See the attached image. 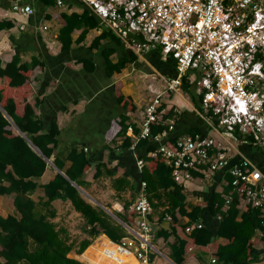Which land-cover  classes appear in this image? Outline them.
Masks as SVG:
<instances>
[{
    "label": "crops",
    "instance_id": "0c3cea01",
    "mask_svg": "<svg viewBox=\"0 0 264 264\" xmlns=\"http://www.w3.org/2000/svg\"><path fill=\"white\" fill-rule=\"evenodd\" d=\"M13 1L2 0L0 2V21L9 20L16 25V28L0 33V56L4 60L13 56L17 50L15 42L26 35L30 41H26L21 46L22 62L32 65L34 58L47 61L45 73L42 74L40 71L38 74L39 69H37L33 76L35 79L34 89L44 101L41 109L37 111L43 115L48 128L54 121L59 126L61 130L59 135L60 157L66 162V169L72 165L68 156L74 147L80 150L84 149L89 157H92L93 164L85 173L84 185L78 186L74 183L80 190L82 199L98 211L102 210L108 214L109 226L114 234L121 232L122 241L134 240L132 232L139 228V218H137L133 206L138 200L143 182H146L145 175L149 174L150 183L147 180L146 190L153 208L149 217L154 230L152 243L160 251V253L152 252L150 258L152 264H177L171 258L170 247L175 242L176 236L173 234L165 239L160 235V232L171 233L174 226L190 223V214H195L196 210H199V221L216 233L219 228V218L213 216L212 205L216 198L215 195H225V190L231 179L229 169L209 175L203 172H194L192 181L185 184L174 181L179 186L177 189L176 185L165 189L149 172L150 161L146 160L155 158L152 156L154 152L152 149L160 142L152 141L153 143L138 146L137 151L132 150V146L125 148L124 138L117 135L119 128H116L115 124L121 115L127 114L131 118L133 126L129 127L126 135L130 138L132 145L137 143L145 117V109L159 93L163 94V106L165 107L163 115L175 108L179 114L195 113L202 117L196 107L195 97L184 86L178 93L166 91L165 80L177 76V65L169 57L162 56L159 50L152 49L138 55L132 49L124 46L112 55L114 63L130 57L131 53H134L137 58L128 62L122 72H116L110 78L106 73L103 50L109 45L114 47V44L103 41L100 48L91 49L92 43L104 31L100 27L90 30L83 42L74 43L70 52L62 54V45L58 40L59 32L63 26L61 15L63 13L71 14L74 11L82 12V8L78 6L72 9L60 8L57 3L44 8L40 0H37L35 15L26 17L12 11ZM45 26L48 27V30L44 28ZM81 33L82 30L75 31L74 41H77ZM85 59L95 64L94 72L84 69L82 61ZM5 63L6 61H4ZM193 78V75L189 76V83L193 84ZM141 82L146 85V90L142 89ZM115 84L121 85L122 93L126 97L132 98L137 107L136 111H125L118 101H115ZM195 93H198V89ZM165 121L167 126L171 122H175L172 119ZM185 131L187 129L184 127L179 129V132ZM210 134L215 133L210 132ZM236 146L239 151L234 152L232 165L237 164L242 156H245L255 163L264 174V146L243 142ZM141 159L146 163L143 169L138 163ZM48 162L49 166L45 174L41 178L33 179L38 186L30 194L37 204L36 212L40 215L47 212L48 197L44 185L54 179L58 172L64 173L54 162L51 160ZM170 177L173 179L172 175ZM14 198V194L0 198L1 215L6 217L18 214ZM247 205L245 200L240 201L239 208L242 212ZM52 206L57 212V216L50 218L49 222L54 225L59 236L60 234L62 236L64 231L66 238L70 237L72 242H81V244L91 242L83 252L79 251L82 245L78 248L69 245L72 249L68 253V257L86 264H97L98 259L101 260V257L102 260L104 259L103 243L105 241H109L111 245H117L99 224L95 226L88 224L84 215L76 209L70 200L56 199ZM76 219H80L82 224L79 223L80 228L77 227ZM195 225L196 222L192 227ZM119 227H122V231H119ZM93 229L99 232L93 233ZM61 236L60 239L63 240ZM263 237V232L259 230L253 238L259 250L254 264H264ZM217 241L223 240L218 239ZM97 245L99 246L95 251V261H91L86 258V254ZM213 254L214 252H210L209 255L202 257L193 255L184 264H207ZM0 260L3 261L1 258ZM137 262L140 264L138 260Z\"/></svg>",
    "mask_w": 264,
    "mask_h": 264
},
{
    "label": "built area",
    "instance_id": "2783aa9c",
    "mask_svg": "<svg viewBox=\"0 0 264 264\" xmlns=\"http://www.w3.org/2000/svg\"><path fill=\"white\" fill-rule=\"evenodd\" d=\"M75 1L98 17L102 30L111 31L138 55L156 49L164 57H173L178 74L165 80L166 91L178 93L188 73L198 75L205 111L201 115L215 134H185L175 143H164L174 129L171 122L168 129L153 135V127L163 123V94L159 93L145 109L137 143L141 139L160 142L152 156L164 158L179 184L192 181L194 172L209 175L229 169L234 191L261 209L264 219V174L245 156L231 163L238 143L264 146V0H57V6L72 9ZM36 2L14 0L12 11L33 16ZM138 163L141 169L146 164L142 159ZM146 189L143 182L133 206L139 218L134 240L116 245L140 264H152L150 254L160 253L152 243L153 208ZM225 199L228 207L233 196ZM203 226L200 221L195 225ZM207 264H220V260L212 255Z\"/></svg>",
    "mask_w": 264,
    "mask_h": 264
},
{
    "label": "trees",
    "instance_id": "16d2710c",
    "mask_svg": "<svg viewBox=\"0 0 264 264\" xmlns=\"http://www.w3.org/2000/svg\"><path fill=\"white\" fill-rule=\"evenodd\" d=\"M40 2L44 8H48L56 5L57 0H40ZM73 5L82 8L83 11L61 15L63 26L59 32L58 40L62 45V54L64 55L70 52L74 43L83 42L90 30L100 27L98 17L88 8L77 1ZM14 28L16 25L12 21H0V33ZM76 30H82V33L77 41H74L73 34ZM26 41H30L26 35L16 41V53L7 60L0 56V198L14 194V205L18 211V214L6 217L0 214V258L3 259V261L0 260V264H86L68 257L72 247L60 239L54 225L49 222L50 218L57 216V212L52 206L54 200H70L76 209L84 215L88 224L92 226L99 224L115 243L122 242V234L121 232L113 233L109 226L108 214L88 205L76 187V185H84L85 173L93 164L92 157H89L84 149L80 150L74 147L68 156L72 165L66 169V162L60 157L59 135L61 130L56 121L48 128L43 115L37 111L41 109L44 101L34 89L35 79L33 76L37 69H39L38 74L40 71L42 74L45 73L47 61L34 58L32 65L23 63L20 52L22 44L24 45ZM103 41L114 44V47L109 45L103 50L108 77L111 78L116 72H122L128 62L136 60V55L131 53L130 57L114 63L112 55L120 47H124V44L119 37L108 30H104L102 35L92 43L91 49L100 48ZM169 59L177 65V61L173 57H169ZM4 61H6L5 64ZM82 62L87 71L94 72L96 70L93 62L86 59ZM190 75L196 78L198 76L195 73H188L184 78L183 86L195 97L196 107L200 114H205L203 97L199 93H195L198 89V78L191 84L188 81ZM114 93L115 101H118L125 111H136L137 107L132 98L126 97L122 93L121 85L115 84ZM164 108L162 105V111ZM169 119L175 121L174 129L168 137L169 139L166 138L163 141L164 143H175L185 133L190 135H212L210 132L213 133L212 128L199 114L184 113L182 115L172 108L166 115H163V123L153 127V135L168 129L169 126L166 125L165 120ZM115 124L116 128H119V130L116 129L118 130L117 135L124 138V147L130 148L132 142L126 134L129 127L133 126L131 118L127 114H123ZM181 127L186 128L187 131L179 132ZM146 143L153 142L149 139H141L132 150L137 151L138 146H143ZM159 145L157 143L152 151H155ZM48 160L54 162L64 173L58 172L54 179L44 185L48 197L47 212L40 215L36 212L37 204L30 194L38 186L33 179L41 178L45 174L49 166ZM146 160L150 161L149 172L156 177L160 186L165 189L174 185H176V189L179 187L171 179V168L168 167L161 155ZM148 176L149 174L146 173L147 185ZM231 181L232 177L225 190V195H215L216 198L212 205L213 216L219 218V228L216 233L205 226L203 228L195 227L190 233H187V228L200 220L199 210H196L195 214H190V223L174 226L171 233L160 232V235L165 239L173 234L176 236L175 242L170 245L171 258L175 263L184 264L193 255L202 257L214 252L213 255L219 258L220 264H254L259 250L253 238L259 230L263 232L264 236L263 212L251 204H248L242 212L239 208L241 196L234 191ZM226 195L233 196L228 207H226ZM183 212L185 213L184 210ZM93 231V233L99 232L96 229ZM119 231H122V227H119ZM218 239L223 241L218 242ZM90 243L83 242L79 251L83 252ZM86 258L95 261L92 254L86 255Z\"/></svg>",
    "mask_w": 264,
    "mask_h": 264
},
{
    "label": "bare ground",
    "instance_id": "6f19581e",
    "mask_svg": "<svg viewBox=\"0 0 264 264\" xmlns=\"http://www.w3.org/2000/svg\"><path fill=\"white\" fill-rule=\"evenodd\" d=\"M98 246L99 245L91 248L93 252L91 253L92 255H95V251L98 249ZM103 246H104V252L102 251V249L101 251L103 252L104 259L102 260V257H101L102 261L98 259L97 264H105V263L107 264H138L136 258L132 254L120 252L116 248V246L111 245L109 241H105L103 243ZM109 253H111L112 255H110Z\"/></svg>",
    "mask_w": 264,
    "mask_h": 264
},
{
    "label": "rangeland",
    "instance_id": "374dc122",
    "mask_svg": "<svg viewBox=\"0 0 264 264\" xmlns=\"http://www.w3.org/2000/svg\"><path fill=\"white\" fill-rule=\"evenodd\" d=\"M51 23H53V22H51ZM54 25H55V24H54ZM51 28H52V27H51ZM49 29H50V27H49ZM47 30H48V29H47ZM141 87H142L143 90H146V88H147L146 85H144V82H141ZM246 203H247V202H246ZM76 221H77V223H78L77 227L80 228V225H82V224L80 223V219H76ZM81 222H82V221H81ZM79 223H80V225H79ZM83 227H84V225H83ZM136 228H137V227H136ZM67 230H68V229H67ZM67 230H66V231H67ZM70 230H71V229H70ZM70 230H69V232L71 233ZM137 230H139V228H137ZM67 233H68V231H67ZM60 236H61V234H60ZM61 237L63 238L62 241H64V242L66 243V245H68V246H69V245H74V246H76V247L78 248V247H81V245H82L81 242H76V241H75V242H72V241H71V238L68 237V236H67V238H66V232H64V231L62 232V236H61ZM65 240H66V241H65ZM91 253H93V252H92V249H90V250L87 252L86 255H90ZM105 264H107V263H105Z\"/></svg>",
    "mask_w": 264,
    "mask_h": 264
}]
</instances>
